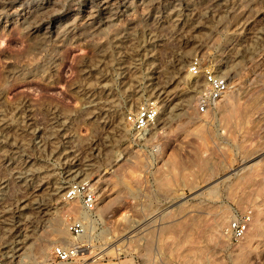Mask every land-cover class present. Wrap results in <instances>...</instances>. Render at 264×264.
I'll return each instance as SVG.
<instances>
[{
	"label": "rangeland",
	"instance_id": "1",
	"mask_svg": "<svg viewBox=\"0 0 264 264\" xmlns=\"http://www.w3.org/2000/svg\"><path fill=\"white\" fill-rule=\"evenodd\" d=\"M194 58L226 78L234 73L228 83L240 87L242 106L256 93L253 123H223L216 108L196 112L200 79L187 71ZM263 87L264 0H0V264H51L54 244L77 242L81 264H183L189 241L177 243L175 232L156 235L167 216L189 210L206 226L212 218L206 205L252 210L235 204L233 180L249 157L253 188L264 183ZM150 101L161 115L138 138L126 117ZM179 119L190 121L189 133L172 129ZM197 156L206 158L210 177L192 172ZM169 158L188 181L170 177L161 187L160 167ZM83 178L101 187L97 201L112 197L102 215L84 217L79 204L63 199L68 183ZM66 216L88 221L80 238L67 232ZM49 223L64 235L46 232ZM113 230L143 237L122 244ZM144 232L153 236L146 254ZM163 241H171L172 252ZM202 242L197 264H264V228L241 253L240 240L227 238L222 249L207 237ZM37 244L42 253L35 258Z\"/></svg>",
	"mask_w": 264,
	"mask_h": 264
},
{
	"label": "bare ground",
	"instance_id": "2",
	"mask_svg": "<svg viewBox=\"0 0 264 264\" xmlns=\"http://www.w3.org/2000/svg\"><path fill=\"white\" fill-rule=\"evenodd\" d=\"M104 4V3H103ZM256 60V59H255ZM253 62V61H252ZM256 62V61H255ZM254 62V64H255ZM259 62V61H257ZM261 64V63H260ZM259 64V65H260ZM252 75V74H251ZM227 82L228 80H231V83L234 79V73H230L228 76H227ZM255 80V79H253ZM247 81V79H246ZM241 83V82H240ZM249 83V82H247ZM256 86V85H255ZM258 86V85H257ZM250 87V86H249ZM248 87V88H249ZM259 88H260V85H259ZM264 88V87H263ZM247 89V88H246ZM253 89V88H252ZM256 89V87H255ZM249 90H251V88H249ZM245 90H243L244 92ZM247 92V91H246ZM250 92V91H248ZM248 92L246 94H248ZM257 92V91H256ZM241 96L242 95V92L240 90V87H236V89H231L230 88V85L228 83V90L225 92V94L223 95L222 99L219 101V103L217 104L216 108H217V112L218 114L224 119V122H228V121H232L235 119V121L238 123V124H244V127L245 125L247 124V122H250L251 120L249 119V115H250V112L252 110H256L257 108V102L258 100L256 98V93L255 92H252V95L246 99V102L245 104L242 106V104H239L238 103V100L239 98H242ZM247 96V95H246ZM244 98V97H243ZM242 98V99H243ZM240 102V101H239ZM260 104V103H259ZM241 105V106H239ZM259 107V106H258ZM262 108V107H261ZM259 112V111H258ZM253 113L251 112V115ZM209 115V114H208ZM211 116V115H210ZM220 117V119H222ZM184 118V117H183ZM207 118V117H206ZM251 118V117H250ZM223 121V120H222ZM254 121V120H253ZM253 121H251L253 123ZM173 122V121H172ZM256 122V121H255ZM229 123V122H228ZM259 123V122H258ZM175 125L173 126L172 125V129H177L179 132H181L182 134H187L190 132V130H192V128L190 127L192 124H190V121L189 120H186V119H179V120H176ZM235 124V123H234ZM227 125V124H226ZM230 126V125H229ZM237 126V124H236ZM235 126V127H236ZM253 126V125H252ZM256 126V125H255ZM231 127V126H230ZM240 127V125H239ZM201 129V128H200ZM167 130V129H166ZM196 131V130H195ZM204 131V130H203ZM206 131V130H205ZM198 132V131H197ZM196 133V132H195ZM200 132H198V135H199ZM203 133V132H201ZM206 136V135H204ZM200 137V136H199ZM203 141V140H202ZM161 147V146H160ZM160 149V148H159ZM162 149V147H161ZM264 152V151H263ZM263 152L261 151L260 153L256 154V156H259L261 154H263ZM200 156V155H199ZM199 156H197V160H195L196 162L194 163L195 166H197V168L192 171L193 173L196 174V177L197 175H209V177L211 176L210 175V172L207 173L205 172V168L207 166V161L205 160L206 158L205 157H202V159L199 158ZM196 157V156H195ZM201 157V156H200ZM205 158V159H203ZM245 158V157H244ZM175 159H171L169 158L168 160L166 159V166H161L160 169H161V174L158 175L156 178L159 179V182L157 180V182L160 184V183H164L165 184V180H167L168 178L170 179V177H173L174 178V181L175 180H179L180 181H188V176L185 171H184V165L182 166L183 168H180L179 169V165L177 163L174 162ZM191 160V159H190ZM188 160V163L189 161ZM243 161V160H242ZM241 161V162H242ZM249 161V157L248 159H244L242 165L240 167L237 168V170H235V177L234 179L236 180H233V183L235 181V183L233 184L237 190L231 188L232 190H235L234 191V197H236V203L235 204H238V205H242V203H248L251 207H252V214H251V218H250V221L248 223V228L244 234V236L242 237V239H240V243H239V248L238 246L237 249H238V252L241 253V251L243 252L246 247L249 245L251 246L250 244H252V242H256L258 240H260L261 238V235H262V228H264V195H261L260 198L257 197L259 196V194L261 193L260 191H264L263 187H264V183L263 181H261L258 186L257 182V188H253V181H254V172L256 171L255 170V162L254 163H248ZM179 162V161H178ZM194 162L193 160H191V163ZM182 163V162H181ZM184 163V162H183ZM182 163V164H183ZM186 163V162H185ZM189 163V164H191ZM163 164V163H162ZM177 164V165H176ZM186 165V164H185ZM192 165V164H191ZM176 166H177V170H176ZM190 166V165H189ZM188 167V166H187ZM186 167V168H187ZM229 168V167H228ZM179 169V170H178ZM230 169V168H229ZM187 170V169H186ZM255 170V171H254ZM157 171V170H156ZM211 171V170H210ZM159 172V171H158ZM190 172V171H189ZM191 173V172H190ZM233 173V172H232ZM194 175V174H193ZM192 175V176H193ZM195 176V175H194ZM190 177V176H189ZM172 179V178H171ZM163 182H161V181ZM193 182V185H192V188L196 187L197 183H194V181L196 182V180H194V177L193 179L191 180ZM257 181V180H255ZM191 182V183H192ZM182 183V182H181ZM231 183V182H230ZM94 184V182L92 183ZM161 185L162 186H164ZM229 184V183H228ZM252 184V188H249V186H251ZM217 185V184H216ZM232 185V184H230ZM168 186V185H167ZM191 187V186H190ZM208 188V187H207ZM245 188V189H244ZM96 189V188H95ZM101 189V187L99 186L98 190ZM215 184H211V186L209 185V189H208V195H210V197L212 196H215ZM218 189V188H217ZM243 189V190H242ZM239 190V191H238ZM97 191L95 190L96 194H97ZM103 191L100 192V196L102 195ZM202 192H199V194H201ZM116 195V194H115ZM117 196V195H116ZM208 197V196H207ZM112 198V197H111ZM109 198V196H106V195H102L100 201H96V205H95V213L96 214H99V215H102L105 210H107L109 208V206L111 205L113 199ZM118 198V197H117ZM259 198V199H257ZM115 200V199H114ZM176 204V203H175ZM210 205V204H209ZM209 205H206L208 208L207 211L210 210L211 212V220L209 221V225L206 224V226H202L201 225V221H202V218H201V221H200V217L202 215H192L189 212V210L183 212V211H180L179 209L176 210V213H174V215L172 216H167L166 218V221L165 222H162L160 224V227H159V233H157L156 235H161V236H164V237H167V233L171 234L170 232H175V240L176 242H180L184 239H187L189 241V250H191V255H189V258H187L185 261H183V264H197L200 260V254L202 253V251L205 249V245L202 244L205 239V237H207V240L209 242H214L215 243V246L218 248V249H222L223 247V244H224V241L226 242L227 241V236L225 235V227L227 226V223H228V220H229V216H230V210L226 207H222V208H218V207H213V205L209 206ZM205 206V205H204ZM209 206V207H208ZM215 206V205H214ZM244 206V205H243ZM74 207H78V206H74ZM176 208H180V205L176 206L174 209ZM187 208V207H186ZM170 209V208H169ZM192 210V209H190ZM203 210V209H202ZM164 213V212H163ZM172 213V212H171ZM162 214V213H161ZM167 214V213H166ZM163 216V215H162ZM85 217V216H84ZM121 219L123 221L126 220V217L123 215L121 217ZM35 220V219H33ZM155 220V219H154ZM160 220V219H159ZM36 221V220H35ZM205 221V220H204ZM207 221V220H206ZM205 221V222H206ZM55 223V222H54ZM54 223H49V225L46 227L47 228V231L48 233L50 234H54L58 237H61L64 235V229L60 228V226L58 227L57 225H54ZM148 223V222H147ZM151 223V222H150ZM203 223V221H202ZM207 223V222H206ZM123 224V223H122ZM152 224V223H151ZM47 225V224H46ZM121 225V224H120ZM141 227V226H140ZM145 227V226H144ZM148 227V226H147ZM64 228V227H63ZM116 229V228H115ZM141 230V229H140ZM152 230V229H150ZM154 230V229H153ZM131 231V230H130ZM144 231V230H143ZM147 231V230H146ZM177 232V233H176ZM43 233V231H42ZM45 233V232H44ZM112 237H113V240L114 241H121L122 243V240L124 239H129V240H136V241H139L143 236L141 233H138L141 234L139 236H137V233L133 232V234H131L129 231H125L123 232V230L120 232H118L117 230H113L112 232ZM130 233V234H128ZM150 233V232H149ZM149 233H145L146 234V238L144 239L145 241L143 242V253L146 254V253H149V250L151 248L150 244L152 242V239H153V236H152V231H151V236L148 234ZM155 233V232H154ZM143 234V235H144ZM205 237L203 238L202 240V236ZM111 237V236H110ZM160 237V236H159ZM171 238V240H172ZM110 239V238H109ZM161 238H158L157 240H159ZM106 240V239H105ZM156 240V237L155 239ZM153 240V241H154ZM166 240V239H165ZM174 240V241H175ZM185 240V241H187ZM109 241V240H108ZM168 242V240H166ZM187 241V242H188ZM165 241H163L164 243ZM165 242V243H167ZM171 241H169V243H167L168 245L170 244ZM184 242V241H183ZM239 242V241H238ZM237 242V243H238ZM158 243V241H157ZM160 243H161V240H160ZM164 243V244H165ZM185 243V242H184ZM36 244V243H35ZM111 244V243H110ZM123 244V243H122ZM163 244V245H164ZM173 244V242L171 243ZM38 245V244H37ZM36 245V248L34 250V256L35 258H38L41 256V253H42V244H39L38 246ZM117 245V244H116ZM214 245V244H213ZM237 245V244H236ZM160 246V244H159ZM158 248L160 249L161 246ZM170 246L172 245H169V246H163V247H166L167 250H168V253L169 252H172L170 251ZM177 246V244H176ZM174 245V247H176ZM44 247V246H43ZM113 247V246H112ZM164 248V249H166ZM177 248V247H176ZM204 248V249H203ZM172 249V248H171ZM236 249V250H237ZM107 250V249H105ZM162 250V249H161ZM234 250V249H233ZM29 251V250H28ZM108 251V250H107ZM160 252V250H158ZM163 251V250H162ZM165 251V250H164ZM174 251V250H173ZM33 252V251H32ZM178 251H176L175 253L177 254ZM246 252V251H245ZM27 253V252H26ZM162 253H165V252H162ZM167 253V254H168ZM174 253V252H173ZM172 254V253H170ZM31 256V254H28ZM148 255V254H147ZM159 255V254H158ZM164 255V254H163ZM173 255V254H172ZM175 255V254H174ZM202 255V254H201ZM241 255V254H240ZM25 257V255L22 256V258ZM164 257V256H163ZM162 257V258H163ZM170 257V256H169ZM21 258V259H22ZM171 258V257H170ZM237 258V257H236ZM28 259V258H27ZM157 259V257H156ZM165 259V258H164ZM154 261V260H153ZM209 261V260H208ZM168 262V261H166ZM160 264V263H159ZM200 264V263H199Z\"/></svg>",
	"mask_w": 264,
	"mask_h": 264
},
{
	"label": "built area",
	"instance_id": "3",
	"mask_svg": "<svg viewBox=\"0 0 264 264\" xmlns=\"http://www.w3.org/2000/svg\"><path fill=\"white\" fill-rule=\"evenodd\" d=\"M187 71L193 78L200 79L199 88L194 98L196 112L204 115L209 114L216 108L228 90L226 77L212 68L203 67L198 58H194L188 64ZM160 115L161 110L156 102H143L127 115L126 122L138 138H145L150 129L158 122ZM157 149L156 145L150 147L152 160H154ZM62 195L66 202L79 204L80 212L84 216L93 215L97 195L91 180L83 178L69 182ZM230 210L229 220L224 232L231 242H237L242 239L248 228L252 210H240L235 206H231ZM66 217L65 228L67 232L72 237L80 238L84 234L88 221L83 216ZM82 248V242L69 246L54 244L51 250V264H81Z\"/></svg>",
	"mask_w": 264,
	"mask_h": 264
}]
</instances>
